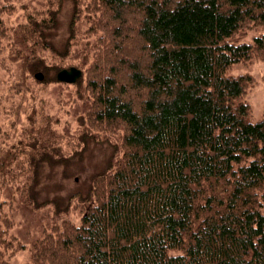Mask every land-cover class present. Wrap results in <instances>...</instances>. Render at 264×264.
<instances>
[{"label":"trees","instance_id":"obj_1","mask_svg":"<svg viewBox=\"0 0 264 264\" xmlns=\"http://www.w3.org/2000/svg\"><path fill=\"white\" fill-rule=\"evenodd\" d=\"M49 1L19 31L33 42L32 59L36 49L59 54L47 35L57 26L62 0ZM89 8L108 21L95 20L101 35L88 42L94 53L100 46L86 71L90 124L104 126L98 127L102 134L121 130L120 147L86 194L68 196L82 205L79 222L44 235L31 260L264 264V108L252 121L242 99L251 76L226 74L252 55L264 58V0H91ZM253 26L262 31L252 42L236 41ZM55 65L37 59L24 70ZM14 137L15 146H0V178L15 179L23 171L16 161L25 158L31 188L40 161L58 164L76 156L56 152L49 130ZM81 137L83 146L107 142L90 131ZM26 139L31 150H24ZM8 221L0 214V246Z\"/></svg>","mask_w":264,"mask_h":264},{"label":"rangeland","instance_id":"obj_2","mask_svg":"<svg viewBox=\"0 0 264 264\" xmlns=\"http://www.w3.org/2000/svg\"><path fill=\"white\" fill-rule=\"evenodd\" d=\"M75 1L72 32L69 29L73 13L72 2L62 0L57 26L47 35L58 48L59 54L36 49L38 58L32 59L33 56L29 57L28 52L30 48H34L33 42L29 41L25 32L22 40V32L19 31L28 27V15L34 16L46 10L50 1L0 0V13L3 14V34L0 38V146H15L14 136L20 134H29L30 138H34L39 128V131L49 130V133L55 135L56 152L60 151L65 157L72 156L74 152L76 154L58 164L40 161L32 188V174L28 171V165H25V158L16 161L23 164V171L17 173L15 179L10 181V178H0V214L9 219L7 226L1 228L4 230L1 232L4 237L2 240L5 241V245L0 246L3 264H35L31 260L35 255L34 249L44 239V235L57 231L68 222L77 224L83 208L76 199L69 203L68 196L78 192L86 194L94 175L104 168L114 151L117 152L120 147L121 130L102 134L98 127L104 126H91L89 116L93 108V98L87 90L86 71L92 59L99 53L100 46L94 53L88 42L94 44L101 35L99 30L94 32L95 20L98 18L99 23L103 22L104 25L106 20L102 16L95 17L97 14L94 12H89L94 10L87 9L91 0ZM261 31L260 26L244 29L236 41L252 42ZM109 32L108 30L107 33ZM101 41L102 48L106 38ZM37 59L46 65H56L49 71L24 70L29 61L34 62ZM97 59L100 57L97 56ZM70 67L78 68L82 72L77 83L58 82V69ZM55 68L57 71H54ZM36 73L43 74V80H37L34 77ZM226 74L251 76L249 88L242 99L250 105L251 120H259L264 108L263 56L252 55L249 60L234 63L226 70ZM87 131L97 133V139L103 138L107 142L88 141L83 146L80 143L81 136L86 135ZM23 143L27 144L24 150H31L27 139ZM24 150L19 149L18 153ZM7 166L9 165H1L4 170Z\"/></svg>","mask_w":264,"mask_h":264},{"label":"water","instance_id":"obj_3","mask_svg":"<svg viewBox=\"0 0 264 264\" xmlns=\"http://www.w3.org/2000/svg\"><path fill=\"white\" fill-rule=\"evenodd\" d=\"M81 76V70L75 67H70L69 69H62L60 70L56 78L59 81L67 82V83H74L79 77ZM35 77L39 80L43 78L41 73H37Z\"/></svg>","mask_w":264,"mask_h":264},{"label":"bare ground","instance_id":"obj_4","mask_svg":"<svg viewBox=\"0 0 264 264\" xmlns=\"http://www.w3.org/2000/svg\"><path fill=\"white\" fill-rule=\"evenodd\" d=\"M251 112H252V110H251Z\"/></svg>","mask_w":264,"mask_h":264}]
</instances>
